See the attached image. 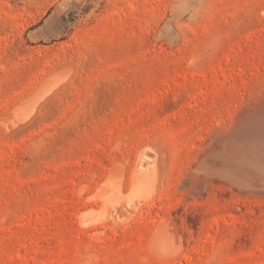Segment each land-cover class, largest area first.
<instances>
[{
    "label": "rangeland",
    "instance_id": "374dc122",
    "mask_svg": "<svg viewBox=\"0 0 264 264\" xmlns=\"http://www.w3.org/2000/svg\"><path fill=\"white\" fill-rule=\"evenodd\" d=\"M263 92L264 0H0V264H264V189L198 167ZM139 159L148 204L81 227Z\"/></svg>",
    "mask_w": 264,
    "mask_h": 264
},
{
    "label": "bare ground",
    "instance_id": "6f19581e",
    "mask_svg": "<svg viewBox=\"0 0 264 264\" xmlns=\"http://www.w3.org/2000/svg\"><path fill=\"white\" fill-rule=\"evenodd\" d=\"M215 50L216 47L211 51ZM55 85L56 83H53L47 86V89L45 87L46 91L43 93L38 90L42 94L36 99L32 98L33 100L28 103L29 106L34 107ZM35 109H37L36 106ZM210 115L213 116V114ZM236 120V125L232 131L229 130L230 132L225 136L218 137L213 144L209 143L208 151L200 160L198 167L202 173L225 179L223 181H228L236 186L264 189V99L249 111H245L243 116ZM221 121V117L216 119L218 125ZM181 146H179V149ZM146 167H148L146 163L145 165L142 164L140 159L137 161L136 167L130 176L131 186L127 195H123V185L120 181L107 176L92 196L100 201L101 207L93 215L85 212L81 213L78 217L79 225L83 228H90L102 222L116 225L130 218L140 206L147 205L149 199L156 194V186H158L156 176L158 174L156 175V172L151 173V171L145 172ZM195 169L197 168L195 167ZM150 244L151 248L160 256H175L180 252L182 245L180 236L166 222H160L154 227Z\"/></svg>",
    "mask_w": 264,
    "mask_h": 264
}]
</instances>
